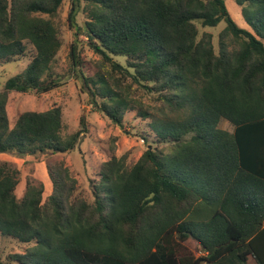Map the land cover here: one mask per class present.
<instances>
[{"label": "trees", "instance_id": "trees-1", "mask_svg": "<svg viewBox=\"0 0 264 264\" xmlns=\"http://www.w3.org/2000/svg\"><path fill=\"white\" fill-rule=\"evenodd\" d=\"M64 1L0 0V65L27 61L0 90V155L68 154L84 136L83 119L64 135L59 106L11 128L6 112L11 92L61 86L51 64ZM226 1L69 0V55L89 104L120 127L135 112L147 147L132 165L112 152L90 180L92 203L61 162L46 164L44 201L32 179L17 197L20 172L0 161V236L27 247L9 264H264V0H233L246 28ZM221 22L216 50L199 26ZM81 35L98 62L81 60Z\"/></svg>", "mask_w": 264, "mask_h": 264}, {"label": "rangeland", "instance_id": "rangeland-1", "mask_svg": "<svg viewBox=\"0 0 264 264\" xmlns=\"http://www.w3.org/2000/svg\"><path fill=\"white\" fill-rule=\"evenodd\" d=\"M227 8L235 23L242 28L246 25L241 17L240 9L233 0L226 1ZM70 2L66 0L62 3L58 11L57 23L61 34V47L51 64V70L57 74L61 84L49 94L37 95L33 92L17 93L11 92L6 103V112L11 128L17 117L23 112H43L53 106H59L62 111V121L64 124V135H70L81 127L80 121L83 119L85 133L80 142L76 144L74 150L66 154L39 155L28 157H16L10 155H0V161L11 163L19 170V184L16 189L17 197H21L25 181L27 179L38 180L43 183V201L51 192V184L46 171V164L63 163L69 170V175L76 182V196L88 203H92L93 198L90 192V180L96 177L99 166L107 161L112 152L117 157L125 156L128 165L134 164L147 147V143L142 140L140 130L145 128L144 122L135 119V112L129 111L123 120L122 127L113 125L106 117L92 109L89 104L87 92L82 86V81L73 71L71 58L69 55L70 45L73 41V31L68 27L67 17L70 10ZM83 7V5H81ZM85 15L80 12L76 17L78 26L84 28ZM224 22L215 28L199 26L200 32H208L213 35L214 46L217 50V35L223 29ZM78 53L84 62H98L100 57L96 55L87 45V39L81 35L77 44ZM116 62L125 65L122 57L114 58ZM27 64L25 59L0 65V90L5 82L19 73ZM145 105L151 110H156L158 104L148 98H142ZM217 127L231 132V126L221 120ZM189 250L196 251L195 243L189 241L186 244ZM26 246L15 241L0 236V264H9L8 258L15 254L23 253Z\"/></svg>", "mask_w": 264, "mask_h": 264}]
</instances>
